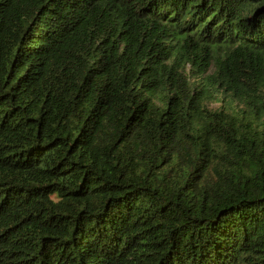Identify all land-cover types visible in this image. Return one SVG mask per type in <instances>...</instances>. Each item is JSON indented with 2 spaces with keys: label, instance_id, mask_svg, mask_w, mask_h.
<instances>
[{
  "label": "trees",
  "instance_id": "trees-1",
  "mask_svg": "<svg viewBox=\"0 0 264 264\" xmlns=\"http://www.w3.org/2000/svg\"><path fill=\"white\" fill-rule=\"evenodd\" d=\"M0 264H264V0H0Z\"/></svg>",
  "mask_w": 264,
  "mask_h": 264
},
{
  "label": "rangeland",
  "instance_id": "rangeland-1",
  "mask_svg": "<svg viewBox=\"0 0 264 264\" xmlns=\"http://www.w3.org/2000/svg\"><path fill=\"white\" fill-rule=\"evenodd\" d=\"M209 107H210V108H216L217 105H216V104H210Z\"/></svg>",
  "mask_w": 264,
  "mask_h": 264
}]
</instances>
